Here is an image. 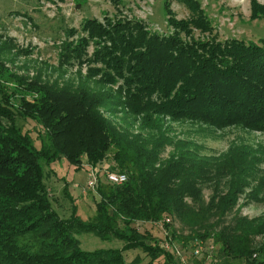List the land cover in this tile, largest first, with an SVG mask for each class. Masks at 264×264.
I'll use <instances>...</instances> for the list:
<instances>
[{
  "label": "trees",
  "instance_id": "1",
  "mask_svg": "<svg viewBox=\"0 0 264 264\" xmlns=\"http://www.w3.org/2000/svg\"><path fill=\"white\" fill-rule=\"evenodd\" d=\"M109 1L117 7L123 0ZM173 1L186 6L191 17L178 20L172 0H166L172 35L152 33L140 21H85L87 37L68 49L69 60L82 65L91 42L97 45L87 61L103 70L90 69L85 78L79 74L90 89L26 79L0 56V264H129L131 250L143 253L146 264L160 259L179 264L184 243L209 238L221 244L226 259L264 264V242H256L264 237V218H242L216 232L244 193L241 174L254 151L234 145L220 157H204L165 132L167 120L264 131V39L196 41L194 30L213 34L201 3ZM251 19H264V5L257 0H251ZM116 79L123 87L105 88ZM118 115L124 123L114 119ZM18 119L46 129L40 148L22 133ZM169 145L173 150L164 158ZM110 155L127 181L112 184L108 171L101 174L99 168L96 216L83 220L74 207L68 219L61 218L50 200L45 169L62 157L76 166L86 157L98 168ZM226 177L231 178L227 193L206 202L203 184ZM166 218L177 219L189 234L180 236ZM139 223L162 224L165 245L141 232ZM84 233L123 247L83 250L77 237ZM142 263L137 255L130 264Z\"/></svg>",
  "mask_w": 264,
  "mask_h": 264
},
{
  "label": "rangeland",
  "instance_id": "2",
  "mask_svg": "<svg viewBox=\"0 0 264 264\" xmlns=\"http://www.w3.org/2000/svg\"><path fill=\"white\" fill-rule=\"evenodd\" d=\"M165 1L123 0L114 7L109 0H0V56L12 72L26 79L48 82L70 90L77 87L90 89L93 86L87 84L79 74L81 72L85 78L90 69H102L101 65L87 61L98 48L97 45L91 42L87 52L88 59L82 65L69 60L72 53L68 49H74L80 39L87 37L82 29L85 21L94 19L105 25L106 22L114 24L121 21H140L152 33L172 35L174 30L167 24ZM198 1L210 22L213 34L194 30V40L206 41L215 36L221 41L236 38L257 43L264 39V19H251V0ZM257 2L264 5V0ZM171 9L178 20L191 17L189 9L177 1L172 0ZM183 38L186 39L184 36ZM95 78L93 81L99 80L101 75ZM122 85L123 81L116 79L115 85L105 88L110 87L109 89L117 91ZM114 119L125 122L121 115ZM17 126L40 148L41 140L45 136L42 133L46 130L42 125L36 124L32 119H18ZM165 132L173 137L174 142H184L201 156L209 158L220 157L234 145L243 152L252 149L254 155H251L241 174L244 193L233 212L224 218L216 232L222 231L226 226L234 227L236 220L242 218L247 221L264 218V131H250L239 125L214 129L202 122L167 120ZM172 150L173 146H167L163 157L166 158ZM91 168L86 157H81L79 166L72 165L62 157L45 169V183L50 200L61 218L68 219L74 207L83 220L96 216V206L100 198L96 189L88 186V173ZM99 168L101 174L106 171L118 172L112 155L97 169ZM102 178L106 180L104 175ZM230 183L231 178L226 177L203 184L205 201L209 202L215 194H226ZM170 224L172 230H176L180 236L189 234L177 219L171 218ZM136 226L141 232H150L165 245L163 239L166 229L162 224L139 223ZM77 238L81 248L86 251L123 247L119 241L104 242L94 234L84 233ZM256 242L263 243L264 237L258 236ZM221 248L220 243L209 238L199 246L193 242L184 243L181 253L187 264H245L242 260L224 258ZM137 255L143 259L142 264L147 263L148 258L139 250L127 252V262L130 264ZM156 264H164V259L158 260Z\"/></svg>",
  "mask_w": 264,
  "mask_h": 264
},
{
  "label": "built area",
  "instance_id": "3",
  "mask_svg": "<svg viewBox=\"0 0 264 264\" xmlns=\"http://www.w3.org/2000/svg\"><path fill=\"white\" fill-rule=\"evenodd\" d=\"M98 173H99V169L97 168H91L88 175H89V182H88V186L92 189H96V185L98 182ZM107 178L109 180V182H111L112 184L115 185H122L127 181V176L125 174L122 173H115V172H107ZM165 223H171V218H166L165 219ZM197 244V246H199L200 244H202L203 242H195ZM165 248L168 249V246H166ZM199 251H197L196 253L198 254ZM178 255L180 256V263L179 264H187L185 262V259H183L184 257L181 255L180 252H177ZM187 261V260H186Z\"/></svg>",
  "mask_w": 264,
  "mask_h": 264
}]
</instances>
